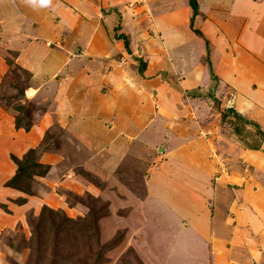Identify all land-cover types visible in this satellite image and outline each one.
I'll use <instances>...</instances> for the list:
<instances>
[{"label":"crops","instance_id":"0c3cea01","mask_svg":"<svg viewBox=\"0 0 264 264\" xmlns=\"http://www.w3.org/2000/svg\"><path fill=\"white\" fill-rule=\"evenodd\" d=\"M127 1L47 0L41 5L40 0H0V96L10 72L6 53L14 51V64L31 71L35 80L25 93L35 94L40 86L55 92V120L72 129L67 136L80 146L76 165L105 183V190H126L120 167L131 155L146 153L151 159L141 161L144 194L134 199L126 217L134 218L139 204L141 212L145 208L179 223L185 213L179 216L174 207L178 195L168 204L161 192L170 185L185 191L191 202L183 206L193 202L196 229L177 238L189 247L179 248L182 259L175 264H264V137L253 130L256 123L264 132V0H195L192 27L202 36L190 26L189 0H144L152 20L143 24L137 15L143 5L131 9ZM117 12V34L125 36L127 48L114 37ZM233 42L240 48L236 54ZM191 54L198 60L187 67V57L195 60ZM213 97L222 102L220 110ZM228 109L245 122H233L236 134L226 131L221 137L215 124ZM7 111L0 115L5 198L14 190L5 183L17 165L4 152L20 154L28 134L35 133L14 126ZM214 147L226 153L230 174L217 170ZM46 165V175L36 177L48 182L54 169ZM65 177L70 187L76 181L90 192L105 191L76 179L73 171ZM30 196L34 193L14 210L20 212Z\"/></svg>","mask_w":264,"mask_h":264},{"label":"rangeland","instance_id":"374dc122","mask_svg":"<svg viewBox=\"0 0 264 264\" xmlns=\"http://www.w3.org/2000/svg\"><path fill=\"white\" fill-rule=\"evenodd\" d=\"M143 1L129 0L126 3L131 9L143 5L141 9L144 10L143 13L137 14L142 19V24L152 20L151 11ZM0 19L1 26L2 16ZM119 24L120 12H117L118 26L113 33L116 39L123 40L120 37L122 33L117 34ZM146 32L150 35L152 33L150 28H147ZM65 38L66 36L62 35L61 39ZM231 49V53L236 54L237 49L240 48L233 42ZM190 56H195V60L187 57L185 60L187 67H191L198 60L196 55ZM207 57L209 60L208 53ZM6 58L10 72L7 82L4 83L6 92L0 96V115L8 110L7 113L15 118L14 126L20 125L24 127V131L32 129L35 133L28 134L27 143L20 150V154L14 155L10 150L3 151L17 165L13 173L17 175H15V183L13 182L14 190L6 192L7 198L1 190L3 184H0V213L3 212L0 216V264H175L180 262L182 258L178 254L179 248L185 251V247L189 244L184 242V246L181 244L182 240L177 238L190 235L196 229L192 222L193 202L191 205L183 206L184 201L191 202L190 196L185 195V191L173 189L171 185L161 192L163 200L168 204H174L178 195V204H174V207L180 212L175 211L179 216L185 213V217H181L179 223L163 220L159 216L157 218L145 208L141 212L139 204L132 212H135L134 216H136L126 217L134 204V199L144 194L142 180L146 173L141 161L147 162L151 158L145 153L144 157L136 156L139 161L131 155L120 167L122 169L120 180L127 189L105 190V183L103 185L83 166L76 165L75 157L80 155L78 151L80 146L76 144L75 138L67 136L72 129L60 127L55 120L56 115H59L55 109V92L52 93L51 89L40 86L35 94L25 93L29 87L26 85L35 81L30 78L32 72L28 73L14 64V51H8ZM209 63L208 61V68ZM212 99L215 108L220 110L222 102L217 97ZM229 102L230 100H227V103L225 100L227 105L230 104ZM45 114L46 117H40ZM225 114L223 117L218 115L215 124L216 134L221 137L226 131L235 133L236 125L233 122L240 126L245 122L243 119L233 118L234 113L229 109ZM46 118L49 119L48 123ZM222 118L225 119L221 121ZM40 121L44 122L43 126ZM253 130L258 134L256 127L253 126ZM247 135L245 133V136ZM247 142L249 146L251 140L248 139ZM210 145L212 147L211 142ZM214 148L215 152L212 154L217 161V170L224 175L230 174L226 153L223 150L221 152L217 147ZM157 151V149L153 150L155 154ZM129 152L136 153V151ZM12 156H17L16 161ZM0 162H2L1 158ZM46 164H50L51 169H54L49 176L47 175L48 182L36 177L40 174L46 175L48 170ZM18 167L23 169H17ZM70 171L75 173L76 179H87L96 187H103L105 191L90 192L86 185L81 183L77 185L76 181L72 182L74 183L72 187L66 185L65 175ZM124 171L127 172L126 175L123 174ZM1 178L0 174V180ZM7 186L8 189L11 187ZM31 193H34V196L28 198L23 209L20 212L15 211L16 205L19 206L20 202L26 201L25 196ZM180 203L182 205L178 206ZM151 210L154 211V207H151ZM144 212L148 216L144 217ZM161 214L163 218L166 217L163 212ZM205 227L206 225L204 230ZM54 242H59V245L56 247Z\"/></svg>","mask_w":264,"mask_h":264},{"label":"trees","instance_id":"16d2710c","mask_svg":"<svg viewBox=\"0 0 264 264\" xmlns=\"http://www.w3.org/2000/svg\"><path fill=\"white\" fill-rule=\"evenodd\" d=\"M189 3H190V6H191V8H192V16H191V18H190V26H191V28H192V30L196 33V34H199V35H201L202 36V33L199 31V30H197V29H195V28H193L192 27V22H193V18H194V16L196 15V13L198 12V7H197V3H196V1L195 0H189ZM119 37V36H118ZM120 37H122L123 38V40H124V46L127 48V40H126V38H125V36L124 35H120ZM144 67V63H141V65L139 66V68L141 69V68H143ZM231 111H234V110H232V109H230ZM246 123H247V120H246ZM254 126L256 127V129H257V131H258V134H260L261 135V137H264V132L262 131V130H260L259 129V126H258V124H256V123H254ZM12 158L16 161V157H14V156H12ZM17 169H23L22 167H18ZM15 175H17V174H14L8 181H6V185H9V186H14V183H15ZM14 182V183H13ZM55 244H56V247L59 245V242H54Z\"/></svg>","mask_w":264,"mask_h":264},{"label":"clouds","instance_id":"9594fccd","mask_svg":"<svg viewBox=\"0 0 264 264\" xmlns=\"http://www.w3.org/2000/svg\"><path fill=\"white\" fill-rule=\"evenodd\" d=\"M41 5H44L47 3V0H40Z\"/></svg>","mask_w":264,"mask_h":264}]
</instances>
